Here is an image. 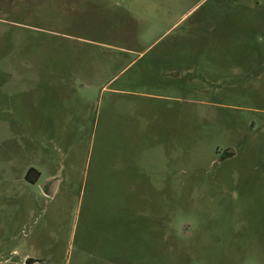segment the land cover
<instances>
[{"label": "rangeland", "instance_id": "rangeland-1", "mask_svg": "<svg viewBox=\"0 0 264 264\" xmlns=\"http://www.w3.org/2000/svg\"><path fill=\"white\" fill-rule=\"evenodd\" d=\"M0 264H264V0H0Z\"/></svg>", "mask_w": 264, "mask_h": 264}, {"label": "trees", "instance_id": "trees-1", "mask_svg": "<svg viewBox=\"0 0 264 264\" xmlns=\"http://www.w3.org/2000/svg\"><path fill=\"white\" fill-rule=\"evenodd\" d=\"M35 173L34 169L33 168H30L29 171L27 172L26 174V178L30 179V176Z\"/></svg>", "mask_w": 264, "mask_h": 264}, {"label": "water", "instance_id": "water-1", "mask_svg": "<svg viewBox=\"0 0 264 264\" xmlns=\"http://www.w3.org/2000/svg\"><path fill=\"white\" fill-rule=\"evenodd\" d=\"M51 182H52V186H53V188H52V190H51V188H50V191L49 192H47L48 194L49 193H53V191H54V184L56 183V180H50Z\"/></svg>", "mask_w": 264, "mask_h": 264}, {"label": "crops", "instance_id": "crops-1", "mask_svg": "<svg viewBox=\"0 0 264 264\" xmlns=\"http://www.w3.org/2000/svg\"><path fill=\"white\" fill-rule=\"evenodd\" d=\"M52 184L48 183L47 185H45V187L47 188V190H49L51 188Z\"/></svg>", "mask_w": 264, "mask_h": 264}, {"label": "flooded vegetation", "instance_id": "flooded-vegetation-1", "mask_svg": "<svg viewBox=\"0 0 264 264\" xmlns=\"http://www.w3.org/2000/svg\"><path fill=\"white\" fill-rule=\"evenodd\" d=\"M226 155H229V154H226ZM52 184V182H50Z\"/></svg>", "mask_w": 264, "mask_h": 264}]
</instances>
